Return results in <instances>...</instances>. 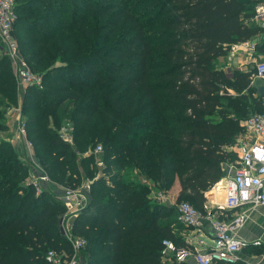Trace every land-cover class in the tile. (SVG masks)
<instances>
[{
  "label": "trees",
  "instance_id": "16d2710c",
  "mask_svg": "<svg viewBox=\"0 0 264 264\" xmlns=\"http://www.w3.org/2000/svg\"><path fill=\"white\" fill-rule=\"evenodd\" d=\"M261 1L17 0L20 52L43 80L27 88L21 111L45 172L75 189L84 180L78 155L104 148L107 164L72 229L86 240L85 264H167L164 240L189 246L175 233L176 207L156 196L178 182L176 202L205 213V194L237 161L243 121L264 113L256 71L228 75L220 65L231 45L261 31L252 20ZM0 94L19 105L5 54ZM9 108L0 111L3 132ZM65 124L74 146L59 138ZM28 171L1 137L0 264H51V248L74 254L60 231L67 207L49 189L37 193Z\"/></svg>",
  "mask_w": 264,
  "mask_h": 264
},
{
  "label": "built area",
  "instance_id": "2783aa9c",
  "mask_svg": "<svg viewBox=\"0 0 264 264\" xmlns=\"http://www.w3.org/2000/svg\"><path fill=\"white\" fill-rule=\"evenodd\" d=\"M17 0H0V54H5L15 68L19 97L21 90L33 86H42V77L34 73L23 58L14 36L17 20ZM253 20L264 30V0L255 6ZM243 47L247 51L255 52L256 44L252 40L233 44L229 49V58H232ZM256 77L264 79V59L255 61ZM264 103V96H262ZM16 113L17 133L16 138L23 143L25 148H33L32 142L27 137L26 122L22 116L21 103L8 109ZM244 132L236 141L235 150L237 161L232 175L225 178V199L221 203H214L219 209L239 210L244 206H264V113H254L243 121ZM59 138L67 145L74 146L73 127L65 124L59 130ZM96 155L104 152L102 145L93 149ZM30 182L37 193L48 189L52 181L45 171L36 174ZM96 178L83 180L75 189L64 188L60 199L67 207L66 216L70 219L84 209L91 200L92 185ZM206 195V194H205ZM166 196L158 194L156 200L164 203ZM207 209V205H206ZM177 220L188 229L202 230L206 223L213 228L211 244L199 243L201 247H179L171 240L163 241L162 256L167 264L181 263L193 257L196 264H237L239 253L246 247V243L237 237V232L246 222L245 212L236 213L231 219H220L213 213H202L189 202L176 203ZM74 254L64 256L54 251H49L47 260L51 264H77L78 253L85 247L86 240L69 238ZM254 244H259L256 241Z\"/></svg>",
  "mask_w": 264,
  "mask_h": 264
},
{
  "label": "crops",
  "instance_id": "0c3cea01",
  "mask_svg": "<svg viewBox=\"0 0 264 264\" xmlns=\"http://www.w3.org/2000/svg\"><path fill=\"white\" fill-rule=\"evenodd\" d=\"M253 20V18H252ZM255 26L259 25L256 21L253 20ZM256 46H260L264 43V30L261 31L251 39ZM235 43V44H240ZM230 49V48H229ZM264 59V52L260 49H257L255 52L247 51L243 47H240L239 51L236 55L232 58H229V54L226 58L223 59L220 65L224 66V69L228 75L232 74L234 70H241V71H253L255 70V61L256 60H263ZM251 87L255 89L256 96H262L259 93V87H264V79H260L256 76L253 77L251 82ZM27 88L21 90V100L25 95ZM232 94H235L233 91ZM16 113L8 114V125H12V140L19 143V140L14 139V134L17 133V122H16ZM25 148V147H23ZM235 152V148L233 149ZM236 162L228 163L224 167L226 169V176L232 175L234 171ZM225 178L222 179L218 184L212 188V190L206 193L207 198V211L214 214L215 217L220 219H231L236 213L238 212H245L247 215V219L245 224L242 228H240L237 232V237L246 243V247H244L241 252L239 253V261L237 264H264V206H244L239 210H223L219 209L214 203L218 202L221 203L225 199ZM49 191L53 192L55 195L58 191V188L54 184L49 185ZM180 185L177 182L172 189V193L174 192L175 195L179 193ZM64 188L61 187L62 194ZM88 205V204H87ZM207 211H205L207 213ZM74 218L70 219V224L73 225ZM182 225H179V228L175 229V233L179 238H181L185 243H187L191 247H201L199 244L201 241L203 243L211 244L214 232L213 228L206 223L202 230L197 229H184L181 228ZM71 228V235H73ZM78 236V235H75ZM79 238H82L78 236ZM256 241H259V244H254ZM176 264H196L195 259L193 257L188 258L186 261ZM215 264H224L222 262L215 263Z\"/></svg>",
  "mask_w": 264,
  "mask_h": 264
},
{
  "label": "rangeland",
  "instance_id": "374dc122",
  "mask_svg": "<svg viewBox=\"0 0 264 264\" xmlns=\"http://www.w3.org/2000/svg\"><path fill=\"white\" fill-rule=\"evenodd\" d=\"M14 36H15V39H16L17 44H18L19 41H18L17 36H16L15 28H14ZM18 47H19V45H18ZM20 49H21V47L19 48V50ZM22 56L24 57V55H22ZM10 63H11V66H12V70L14 72L15 71V68L12 65L11 60H10ZM16 85H17V82H16ZM17 93H18V87H17ZM18 95H19V93H18ZM20 98L21 97H19L18 100L21 103L22 100ZM7 102L8 101L0 94V111L1 110H4L7 107L9 108V104H7ZM12 107H16V106H12ZM12 107H10V108H12ZM12 113L13 112H9V111H7V113H6V117H5L6 121H5V124L7 125V131L6 132L0 131V138L3 137L4 139H6L9 142H11V144L14 147V149L18 152V155L20 156V158L22 159V161H24L26 164L29 165L28 180H29V182H31L35 178V176H37L36 175L37 173H39L41 171H45V170H44L42 164L40 163V159H39L40 157H37L36 154H35L34 146L31 149L23 148L24 147L23 146V143H21L19 141L20 142V144H19V143H17V142H15V141L12 140V130H13V128H12V125L9 126L8 123H7V121H8V114H11L12 115ZM14 139L15 140H18L16 138V135L15 134H14ZM103 155H104V152L101 153L100 155H96L94 153V151L91 150V149H88V151L86 153H81V154L78 155L77 158H78L79 163H81V161L83 162V163L79 164V168H80V170H81V172L83 174L84 180H92L94 178H98L99 176H101V174H102L101 171H102V169L107 164L103 160ZM89 171H92L93 172V175H91V176L88 175V174H90ZM54 185L56 186V188H58V191L56 192V194H57L56 196L60 197L61 186H59L58 184H54ZM166 198L167 199L164 201V203L167 206L173 207L175 209L176 203H177L176 202L177 201V195H175L174 192L172 193V190H171L166 195ZM69 220H70V218H68L66 216V219L61 221V226H60L61 234L66 239H69V238H71L73 240L79 239L78 236L71 235L70 231H71V228L73 227V225L70 224V221ZM181 227L183 228V230L184 229H188L184 225H182ZM49 251H54L57 254H61V255H64V256L67 255V253L65 251H58V250L53 249V248L49 249L48 252ZM48 252H47V254H48Z\"/></svg>",
  "mask_w": 264,
  "mask_h": 264
},
{
  "label": "water",
  "instance_id": "95a60500",
  "mask_svg": "<svg viewBox=\"0 0 264 264\" xmlns=\"http://www.w3.org/2000/svg\"><path fill=\"white\" fill-rule=\"evenodd\" d=\"M258 90H259L260 95L264 96V87H259ZM77 264H85V262L81 258L78 257V263Z\"/></svg>",
  "mask_w": 264,
  "mask_h": 264
}]
</instances>
